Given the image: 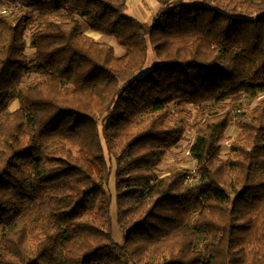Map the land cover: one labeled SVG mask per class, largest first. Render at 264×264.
<instances>
[{
	"label": "trees",
	"instance_id": "trees-1",
	"mask_svg": "<svg viewBox=\"0 0 264 264\" xmlns=\"http://www.w3.org/2000/svg\"><path fill=\"white\" fill-rule=\"evenodd\" d=\"M10 1L0 264H264V0H158L150 25L128 0ZM173 106L196 111L192 184L189 168H161L190 125Z\"/></svg>",
	"mask_w": 264,
	"mask_h": 264
},
{
	"label": "rangeland",
	"instance_id": "rangeland-1",
	"mask_svg": "<svg viewBox=\"0 0 264 264\" xmlns=\"http://www.w3.org/2000/svg\"><path fill=\"white\" fill-rule=\"evenodd\" d=\"M177 1V0H174ZM193 2V1H190ZM194 3V2H193ZM11 1L10 0H0V10H9L11 7ZM127 13L136 17L137 19L141 20L142 22L150 25L153 23L154 19L156 18L160 8H161V3L158 0H128L127 2ZM85 26V25H84ZM35 27V23H32L28 32H27V38H28V57L31 61L34 60V48L31 45V34L32 30ZM86 28V26H85ZM89 35L95 37L98 40H101L103 42L110 43L115 46L117 53L120 54L122 51H124V48L118 44V42L110 37V36H104V35H99L95 32L89 31L87 32ZM155 60L154 56H151L149 64L153 63ZM145 72V70L139 75H142ZM37 75L32 74V75H26L25 80H24V85L23 87L29 86L35 79ZM250 96L247 94H241L238 96H235L233 98V101H235L238 104L243 105L244 107L248 106L250 103ZM19 106V102L15 101L11 105V109H15ZM190 108H187L184 110V112H179V110L173 106V109L178 110V114L180 115H186L188 117L189 121V127L187 129V132L185 134L184 139L180 142L178 146L172 149V151L168 154L167 158L163 161L161 164L162 169H167L168 167H172L173 165H178L181 167H187L191 170L196 169V162L192 158L190 154V145L193 142L195 138V128L194 124L196 122V111L193 106H189ZM240 133V128L238 126V123L235 122L233 125L227 130L226 132V137L223 141V150H222V157L226 158L229 151H230V146L232 141L239 135ZM114 182H115V174H112L111 181H110V188L111 191L113 192V198H112V215L114 219V224H113V234L115 238L118 241H122L123 239V232L118 228L117 220H116V212H117V207H116V195L114 193Z\"/></svg>",
	"mask_w": 264,
	"mask_h": 264
},
{
	"label": "built area",
	"instance_id": "built-area-1",
	"mask_svg": "<svg viewBox=\"0 0 264 264\" xmlns=\"http://www.w3.org/2000/svg\"><path fill=\"white\" fill-rule=\"evenodd\" d=\"M197 180V172L195 169L191 170L187 176V182L192 184Z\"/></svg>",
	"mask_w": 264,
	"mask_h": 264
}]
</instances>
